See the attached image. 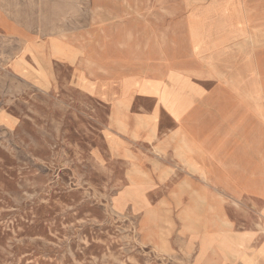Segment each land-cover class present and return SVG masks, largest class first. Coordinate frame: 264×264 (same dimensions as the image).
<instances>
[{
	"label": "rangeland",
	"instance_id": "374dc122",
	"mask_svg": "<svg viewBox=\"0 0 264 264\" xmlns=\"http://www.w3.org/2000/svg\"><path fill=\"white\" fill-rule=\"evenodd\" d=\"M257 5L171 0L175 9L140 12L215 22L221 30L227 19L250 23L233 27L249 29L254 38L247 42L241 33L235 54L252 111L235 127L236 141L246 137V156L238 160L230 194L194 178L161 185L170 172L149 176L146 164L144 174L135 171L107 140L138 149L128 133L117 131L110 107L95 101L82 107L81 92L69 90L67 65L56 71L54 90L21 86L7 76L11 57L3 55L8 44L0 39V108L22 114L14 130L0 128V264H264V26L258 25L264 10ZM103 61L107 78L130 81L128 71L111 69L121 60ZM63 98H76L75 108L55 104Z\"/></svg>",
	"mask_w": 264,
	"mask_h": 264
},
{
	"label": "crops",
	"instance_id": "0c3cea01",
	"mask_svg": "<svg viewBox=\"0 0 264 264\" xmlns=\"http://www.w3.org/2000/svg\"><path fill=\"white\" fill-rule=\"evenodd\" d=\"M255 2V9L264 10V0ZM172 9L171 0H0V39L8 44L3 55L11 57L7 76L26 89L51 91L56 71L67 65L69 90L83 96L79 104L110 107L117 131L138 147L130 150L107 137L135 171L144 174L146 164L149 176L170 172L161 185L182 186L194 178L199 186L230 194L238 160L246 156V137L236 141L235 127L252 111L246 73L237 68L235 54L241 33L247 42L254 38L249 29L233 27L250 23L227 19L221 30L200 19L140 16ZM262 20L258 25L264 26ZM108 59L121 60L111 69L128 71L130 81L107 78ZM92 74L100 76L93 80ZM56 100L77 104L76 98ZM20 122L15 107L0 108V128L12 131Z\"/></svg>",
	"mask_w": 264,
	"mask_h": 264
}]
</instances>
